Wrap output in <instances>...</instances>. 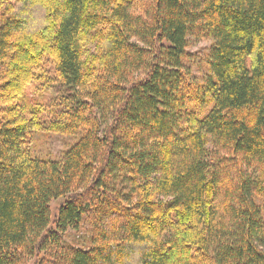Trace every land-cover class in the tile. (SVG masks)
I'll return each mask as SVG.
<instances>
[{
	"label": "trees",
	"instance_id": "obj_1",
	"mask_svg": "<svg viewBox=\"0 0 264 264\" xmlns=\"http://www.w3.org/2000/svg\"><path fill=\"white\" fill-rule=\"evenodd\" d=\"M190 38L213 41L202 83ZM38 79L80 104L40 120ZM41 131L80 138L43 159ZM258 198L264 0H0V264H264Z\"/></svg>",
	"mask_w": 264,
	"mask_h": 264
},
{
	"label": "rangeland",
	"instance_id": "obj_2",
	"mask_svg": "<svg viewBox=\"0 0 264 264\" xmlns=\"http://www.w3.org/2000/svg\"><path fill=\"white\" fill-rule=\"evenodd\" d=\"M213 41L211 40H197L190 38L189 46L187 48V58L185 59V66L191 72L193 78L202 83L211 76L209 59ZM48 85L52 81H47ZM38 89L35 92L29 93L30 100L37 99L43 105L35 106L38 110H42L40 120L48 121L50 118L57 116L61 111L62 103L80 104V95L76 94L75 89L66 87L65 85L55 82L52 83L50 89L45 84L44 80L38 79L35 81ZM48 89L47 91L45 89ZM211 106L206 107L208 111ZM80 138L79 136H67L61 134H53L49 132H35L28 136L29 149L34 156L43 159L60 160L64 154L73 146ZM67 198H60L54 200L51 204V226L50 229H56V218L62 206L65 205ZM257 203L263 208L264 219V199H256ZM64 244L81 249H89L92 242V228L89 224H83L78 229H68L63 235Z\"/></svg>",
	"mask_w": 264,
	"mask_h": 264
}]
</instances>
